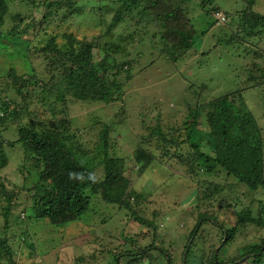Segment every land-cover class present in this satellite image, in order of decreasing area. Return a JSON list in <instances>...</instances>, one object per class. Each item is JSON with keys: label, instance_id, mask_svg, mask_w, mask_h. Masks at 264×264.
<instances>
[{"label": "trees", "instance_id": "trees-1", "mask_svg": "<svg viewBox=\"0 0 264 264\" xmlns=\"http://www.w3.org/2000/svg\"><path fill=\"white\" fill-rule=\"evenodd\" d=\"M74 1L43 0L40 4L49 10L53 6L55 9L66 7L69 13L76 15L80 10L75 8ZM10 2L13 0H0V80L6 83L4 88L0 87V127H17V139L11 142L0 136V167L7 162L5 150L17 147L21 153L19 170L31 167L37 177L30 187L0 183V198L4 197V205H0V220L4 226V238L0 235V259L4 257L7 264H15L16 247L14 243L11 245V238L6 234L11 228L10 216L15 206L23 201L21 198L31 204V207L22 210L26 214L24 222L28 225L31 219L47 222L54 228L84 221L91 212H99L95 211L93 202L100 199L101 202L127 210L137 223L152 229L154 238L158 237L154 221L139 217L136 209L131 207L139 196L128 193L130 181L125 175L127 166L124 159L109 154L111 125L95 122L101 126L100 160L95 163L92 159L88 164L87 160H83L86 152L71 132L73 120L68 118V107L71 101L95 105L123 102L125 88L137 75V65L131 61L130 53L125 55L127 51L120 45L103 41L105 34L113 36L115 28L120 25L131 21L135 29L126 37L118 35L119 39L130 44L146 45V50H149L147 57H152L153 50H158L159 60L164 58L177 66L202 43L215 24H221L232 32L225 40H219L224 48H228L236 43L241 44L246 40L245 35L262 34L264 15L253 11L252 0L245 2L242 11L232 13L222 12L214 0H114L112 4L106 3L104 8L100 6L98 17L93 18L91 23V29L101 27L106 15L111 12L106 33L100 32L89 42L79 40L73 34H63V42H59L56 34L51 33L45 45L37 48L24 39L30 30L29 25H23L24 20L19 14L10 13ZM29 2L33 3L31 0ZM194 9L208 20L203 31L195 29L192 23L189 13ZM49 12L45 14L46 22L55 13ZM218 13L222 14L224 21L216 18ZM8 20L15 25L5 31L3 27ZM40 58L41 62L37 60ZM33 60L39 62L38 67ZM155 62L152 61L150 65ZM17 67L22 69L21 73ZM247 84L240 85L234 81L230 89L205 102L203 93L209 86L189 81L185 90H193L194 104L188 103L183 108L185 115L181 127L170 126L164 130L159 126L152 129L149 138L155 140L153 149L138 148L132 156L131 161L137 166L139 175L155 163L168 170L171 176L184 174L192 181L196 178V198L202 203L201 206L218 197L216 202L225 204L222 209L235 213L237 226L226 228L221 224L218 229L225 234L222 247L212 251L206 262L199 264H242L239 260L251 254L250 264H262L263 261L264 245H254L247 254L241 253L236 258L221 259L223 249L235 238L238 226L263 225L260 217L263 211L258 210L256 217L249 207H243V203L236 199L238 195L232 197L234 206L229 202L222 203V198H219L226 193L225 188L232 184L217 185L216 182L201 179L205 175L220 173V176L230 177L251 191L264 187L263 133L253 114L245 109L238 110L235 105L236 101L244 100L247 91L252 88L262 91L264 100V67L254 65L249 71ZM13 92L21 104L12 98ZM181 100L177 101V112H182ZM201 117L208 125L206 129L199 127ZM223 196L225 198L227 195ZM205 214L209 212L197 217L195 226L186 237L182 264H196L192 245L189 247V244L197 238L196 234L203 225H214L210 222V216ZM104 216L109 218L110 215L105 212ZM123 241L132 242L126 237ZM18 242L23 244L25 250L35 254L34 243L27 236V230L20 231ZM154 248V244H151L147 250ZM134 254L124 246L118 254H112L113 262L139 264L142 254ZM147 258L150 264L157 262L152 255ZM82 260L78 259L80 262Z\"/></svg>", "mask_w": 264, "mask_h": 264}, {"label": "rangeland", "instance_id": "rangeland-1", "mask_svg": "<svg viewBox=\"0 0 264 264\" xmlns=\"http://www.w3.org/2000/svg\"><path fill=\"white\" fill-rule=\"evenodd\" d=\"M31 1L33 3L29 0H13L10 2V13L19 14L24 20L23 25H29L30 30L24 39L37 48L45 45L51 33L56 34L59 42H63V34H73L77 39L89 42L98 37L100 32L106 33L112 13L106 15L104 23L98 28L91 29L92 19L98 17L100 6L104 8L106 3L114 2V0H76L74 1L75 8H78L80 12L75 15L73 12L69 13L66 7L55 9L53 6L54 8L49 10L40 4L43 0ZM55 1L58 0H50V2ZM247 1L249 0H214L222 12L230 13L242 11ZM252 1H254L253 11L264 15V0ZM49 11L55 13L49 16L46 22L45 14ZM65 14L66 16L63 17ZM189 15L195 29L203 31L208 20L195 9L191 10ZM100 19L99 16L98 20ZM13 25L15 24L8 20L3 30H11ZM134 29L133 22L129 21L127 24L116 27L113 36L105 34L103 39L104 42H114L120 45L127 51L125 55L130 53L131 61L137 65V75L125 88L123 102L95 105L71 101L68 107V118L73 120L71 132L86 152L83 160H87L88 164L92 159L95 163L100 160L99 131L101 126L95 122H106L111 125L109 154L124 159L127 166L125 175L130 181L128 193H137L139 196L137 203H131V207L136 209V215L139 217L154 221L155 226L157 225L156 235L158 237L154 238L152 229L137 223L127 210H121L120 207L106 204L104 201L101 202L100 199L99 201L95 199L93 202L95 211L99 212H91L84 221L78 220L64 228H54L47 222H37L31 219L28 225L24 222L26 214L22 210L31 207V204L25 203L24 198H21L24 202L20 201L19 205L15 206L9 219L11 228H8L6 234L11 238L9 240L11 245L13 246L14 243L16 247L15 264H79L82 262L84 264H114L112 254L115 252L118 254L124 246L134 251L135 254H142L139 264H150L147 258L150 255L157 259L154 264H169V262L182 264V250L187 241L186 237L195 226L197 217L208 211L209 214L205 215L210 216V222L214 225H203L196 234L197 238L192 239L189 244V247L192 245L191 251L194 253L195 263L199 264L206 262L212 251H218L222 247L225 234L220 232L218 227L220 228L221 224L226 228L237 226L235 213L222 209L225 204L216 202L218 197L201 206L202 203H199L196 198L195 188L198 181L196 178L192 181L184 174L171 176L168 170L155 163L139 175L136 172L137 166H134L131 160L138 148L153 149L155 140L149 138L152 129L159 126L164 130L170 126L181 127L185 115L183 108L188 103L194 104L193 90H185L189 81L209 86L203 93L205 102L211 101L216 95L230 89L234 81L248 86L249 71L254 65L264 67V32L251 37L245 35L246 40H243L241 44L236 43L224 48L219 40L220 38L225 40L230 30L221 24H215L206 33L202 43L176 66L164 58L159 60L158 50H153V56L147 57L146 53L149 50H146V45L130 44L126 40L119 39L118 35L126 37ZM150 36L149 34L148 37ZM37 60L41 62V58ZM37 60H33L36 67L39 65ZM152 61L157 62L150 65ZM142 67L147 68L139 71ZM17 68L21 73L22 69ZM5 86L6 83L0 80V87ZM252 89L247 91L244 100L236 101L235 105L236 109H245L253 114L264 137L262 91L258 88ZM9 96L11 97V93ZM12 98L20 103L14 92ZM179 99H183L181 100L182 107H180L182 112L176 110ZM31 109L33 110V107ZM207 126L205 118L201 117L199 127L206 129ZM16 133L17 127L10 126L4 129L0 127V136L4 140L14 142L17 139ZM5 155L7 162L5 166L0 167V183L5 186L13 183L20 187L23 185L30 187L37 175L31 167H27V171L19 170L21 153L17 147L6 149ZM132 167H134L133 170ZM220 175V173L205 175L201 179L206 182H216L217 185L232 184L225 188L227 190L223 194L227 195L225 197L227 200L223 201L225 199L223 195L219 198L220 200L222 198V203L229 202L234 206L232 197L236 198L238 195L236 199L243 203V207H249L256 217L258 210L263 211L260 215L263 225H247L243 228L241 225L238 226L235 238L225 246L221 253V259L226 260L236 258L241 253L242 255L247 254L250 247L254 245H264V187L251 191L236 183L232 178ZM3 199L4 197L1 196V206L4 205ZM236 205L240 208L238 203ZM105 212L110 215L109 218L104 216ZM2 228L4 226L0 220V235L4 238ZM26 230L27 236L34 243L35 254L25 250L23 244L18 242L20 231ZM124 237L131 239L132 242H124ZM161 239L163 240L160 243ZM151 244H154L155 248L148 251L147 247ZM161 251H164L163 255ZM252 256L253 254L247 255L239 262L250 264ZM78 259L83 260L80 262ZM0 264H7L4 257L0 259ZM262 264H264V257Z\"/></svg>", "mask_w": 264, "mask_h": 264}, {"label": "built area", "instance_id": "built-area-1", "mask_svg": "<svg viewBox=\"0 0 264 264\" xmlns=\"http://www.w3.org/2000/svg\"><path fill=\"white\" fill-rule=\"evenodd\" d=\"M216 18L219 19L220 21H224V18L222 16V14H220V13L216 14Z\"/></svg>", "mask_w": 264, "mask_h": 264}]
</instances>
